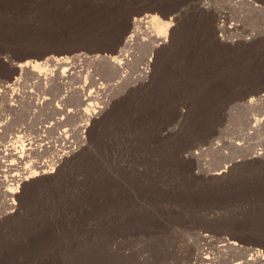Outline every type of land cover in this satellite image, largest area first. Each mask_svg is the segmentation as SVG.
I'll list each match as a JSON object with an SVG mask.
<instances>
[{
    "label": "rangeland",
    "instance_id": "rangeland-1",
    "mask_svg": "<svg viewBox=\"0 0 264 264\" xmlns=\"http://www.w3.org/2000/svg\"><path fill=\"white\" fill-rule=\"evenodd\" d=\"M191 9L212 21L214 38L196 28L173 46L167 28L159 32L158 19L143 15L117 53L99 55L69 40L96 0H0V90L20 76L15 64L46 63L48 72L53 59L59 70L79 66L66 57L129 60L117 71L103 60L80 64L97 79L89 88L96 119L84 136L57 134L81 115L57 124L49 104L14 107L0 93V256L24 247L27 264H260L264 0L180 8ZM133 31L142 40L125 48ZM31 74H21L24 87L36 81ZM39 84L30 90L50 93ZM7 163L27 169L23 185L7 183Z\"/></svg>",
    "mask_w": 264,
    "mask_h": 264
},
{
    "label": "bare ground",
    "instance_id": "bare-ground-1",
    "mask_svg": "<svg viewBox=\"0 0 264 264\" xmlns=\"http://www.w3.org/2000/svg\"><path fill=\"white\" fill-rule=\"evenodd\" d=\"M143 23H144V27L149 28L148 22H143ZM133 25L136 28V27H139V25H142V23L140 22V20H138V21H135L133 23ZM135 32L136 31H133V33H135ZM135 34H137V33H135ZM138 37H139L138 34L136 35V38L135 37L131 38V36H130V39L124 45L125 48L133 49L135 44L139 43L142 40L141 38H140L141 39L140 40ZM155 47L156 46H153V49ZM130 53H132V52H130ZM128 55H129V53H128ZM66 58L68 59L67 65L68 64L75 65V63H78L77 65H79V66H77V67L70 66V68H67L66 70H59V69H57L59 64L56 63V59H53L54 61H51V62H53V64L55 66L54 65L52 67L49 66L51 70H49L48 72H44L42 69H43V67L48 66V65H46V63L39 64V63H31L32 61H30V62H24L22 64H15L14 67L19 72L20 76L18 78L14 77L15 79L13 80V82L11 84L2 85L4 83L1 82L2 87H1L0 93H1V95L2 94L9 95L10 96L9 100H10L12 106H14V107H18L20 104L25 105V103H30L31 101H35V104L37 105L38 110H39V107L42 106L43 104H49L51 106L49 110L54 111V112L58 111L60 113V116H57L56 118H54V121L57 124L63 123L67 118L69 119V118H72L73 116L76 117V116L81 115L83 117L82 118L83 120L81 121L82 123L80 125L75 126L72 129L63 128L62 130H59V132L57 134L60 136H63V137L70 136L68 132L72 130V131H76L77 135L84 136V135H87L88 123L92 122L96 119V108L95 109L92 108V106H93L92 101L96 99V93H95L96 91L95 92L89 91V88H91V87L96 88V80L97 79H96V77H94L95 75L90 74L88 72L81 71L80 68L82 69L83 66H80V64L83 65V63L86 64V62L89 63L90 61H95V60L96 61H102L103 60L102 62L105 61L107 63H111L112 64L111 67L115 71H117L118 69H120L123 66L122 61H124V63H126L129 60H128V56H126V55H124V57H122V58L120 57L121 59L116 60V61L109 60L108 57H106V56L97 57L96 59L94 58L95 60L94 59H87V57H84V56H74V57H70V58L66 57ZM47 63H49V62H47ZM50 65H51V63H50ZM60 66H61V64H60ZM53 67H56V68H53ZM31 73L34 74L33 77L35 78L36 81L31 82L29 85H27V87H24V85L26 83L24 82V79H23L24 77H22V76L23 75L26 76V74L30 75ZM143 73H145V71ZM21 74H23V75H21ZM84 74H86V75H84ZM33 77H30V78L33 79ZM76 79L78 80V83H82V85L76 84L75 83ZM33 80H31V81H33ZM27 81L29 82V79ZM79 81H81V82H79ZM88 81H89V83L87 84ZM38 83H40L42 85V88L44 91H47V92L50 91V93H42V92L37 93V92H33V90H30L29 87H31V89H34L33 87L38 85ZM55 88L58 90H60V88H61V92H58L57 94L52 93L53 89H55ZM94 88H93V90H94ZM39 91H40V89H39ZM45 95H46V97H44ZM262 98L264 99V95L262 96ZM3 100H5V98ZM32 103H30V104L33 105ZM72 103L73 104L78 103V105H87L90 108H88V109L86 108L87 111H84V109H82V108L81 109H78V108L73 109L72 107L67 108V106H69V105L73 106ZM6 105H8V104H6ZM24 105H23V107H24ZM81 107H83V106H81ZM43 110H44V107H43ZM12 113H13V110H12ZM13 117H14V115H13ZM39 122H41V121H39ZM65 123H67V122H65ZM57 124H56V127H57ZM53 125H55V124H53ZM29 127L31 128V126H29ZM58 127H59V125H58ZM47 128H49V127L41 126L39 128L41 134H43V133L45 134V131H47L46 130ZM0 129H2L1 125H0ZM25 129H26L25 127H21L19 130H17V133L25 134ZM3 131H2V133H3ZM51 131H54V130H51ZM0 133H1V130H0ZM46 134H48V131ZM9 135H11V134H9ZM71 153H73V151ZM10 156L11 155H9L7 157V155H6L7 158H10ZM23 161H24V159L22 158V156H20L19 161H18L19 164L20 163L22 164ZM18 166H19L18 164L16 166V164L13 165L11 163H7V164L2 166L3 171H1V172L3 173V176L6 179L7 178L9 179V180H6L7 183L8 182L9 183L14 182L17 186L24 184L25 180L27 179L25 176V175H27V169L23 170ZM41 168H42V166H41ZM42 172L46 173V171H42ZM2 180H1V182H2ZM227 242L229 243V246H233V247L237 246L236 243L229 242L228 240H227ZM228 243H227V245H228ZM16 252L17 253L20 252V255L18 257H15L14 253H16ZM27 252H28V248L16 247L11 251L6 252V254H3L0 256V264H27V262L25 261V255L27 254ZM257 260L260 262V264L263 263L264 262V255L262 257H257ZM37 262L41 263V264L48 263L47 261H43V260H40Z\"/></svg>",
    "mask_w": 264,
    "mask_h": 264
},
{
    "label": "crops",
    "instance_id": "crops-1",
    "mask_svg": "<svg viewBox=\"0 0 264 264\" xmlns=\"http://www.w3.org/2000/svg\"><path fill=\"white\" fill-rule=\"evenodd\" d=\"M188 1L190 0H96V12L92 15L91 11L83 13L81 19L76 20V28L80 29L69 40L87 43L85 48H78L76 51L92 50L99 55H114L130 31L132 20L143 15L158 19L159 32L167 28L163 36L168 37L173 46L179 44L185 34H196V28L206 38H214V24L208 17L204 19L203 12L191 9L185 13L180 10ZM106 4L108 7L104 6Z\"/></svg>",
    "mask_w": 264,
    "mask_h": 264
}]
</instances>
